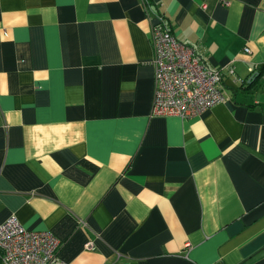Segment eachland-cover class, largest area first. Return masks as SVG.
Wrapping results in <instances>:
<instances>
[{"label":"crops","instance_id":"0c3cea01","mask_svg":"<svg viewBox=\"0 0 264 264\" xmlns=\"http://www.w3.org/2000/svg\"><path fill=\"white\" fill-rule=\"evenodd\" d=\"M146 1L0 0V225L66 264H264V0ZM159 16L223 73L200 116H153Z\"/></svg>","mask_w":264,"mask_h":264},{"label":"built area","instance_id":"2783aa9c","mask_svg":"<svg viewBox=\"0 0 264 264\" xmlns=\"http://www.w3.org/2000/svg\"><path fill=\"white\" fill-rule=\"evenodd\" d=\"M156 19L151 31L156 85L153 116L186 119L222 103L223 73L208 67L195 48L179 41L163 17ZM92 247L91 242L87 248ZM60 249L61 242L53 234L29 231L15 216L0 225V264H66L59 257Z\"/></svg>","mask_w":264,"mask_h":264},{"label":"trees","instance_id":"16d2710c","mask_svg":"<svg viewBox=\"0 0 264 264\" xmlns=\"http://www.w3.org/2000/svg\"><path fill=\"white\" fill-rule=\"evenodd\" d=\"M148 1V0H147ZM147 1H146V3H147ZM172 32V31H171ZM173 33V32H172Z\"/></svg>","mask_w":264,"mask_h":264}]
</instances>
